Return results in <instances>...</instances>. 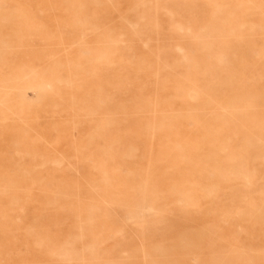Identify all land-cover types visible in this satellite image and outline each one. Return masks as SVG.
<instances>
[{"label": "rangeland", "instance_id": "1", "mask_svg": "<svg viewBox=\"0 0 264 264\" xmlns=\"http://www.w3.org/2000/svg\"><path fill=\"white\" fill-rule=\"evenodd\" d=\"M0 45V264H264V134L215 118L264 128V0H0Z\"/></svg>", "mask_w": 264, "mask_h": 264}, {"label": "bare ground", "instance_id": "2", "mask_svg": "<svg viewBox=\"0 0 264 264\" xmlns=\"http://www.w3.org/2000/svg\"><path fill=\"white\" fill-rule=\"evenodd\" d=\"M119 3V2H118ZM112 6V5H111ZM193 6V5H192ZM190 9V8H189ZM194 10V9H193ZM260 11V10H259ZM192 13H193V11H192ZM171 15V14H170ZM193 14H191V16H192ZM26 16V15H25ZM24 16V17H25ZM192 18V17H191ZM30 19V18H29ZM27 20V19H26ZM33 20V19H32ZM31 21V20H30ZM32 22V21H31ZM33 24V23H32ZM16 29V28H15ZM62 32V31H61ZM136 32V31H135ZM16 33V32H15ZM214 33H216V35H218V36H222V31H219V30H215V32ZM62 34V33H61ZM236 35V34H235ZM7 37H9V36H7ZM11 37V36H10ZM12 37H14V36H12ZM61 37H62V35H61ZM139 37V36H138ZM231 37V36H230ZM236 38H239L237 35H236ZM14 39V38H13ZM62 39V38H61ZM13 42V41H12ZM31 42V41H30ZM235 42H237V41H235ZM201 45H223V44H220V43H217V44H211V43H206V42H203V43H201ZM1 46V45H0ZM115 47V46H114ZM209 48H210V46H209ZM3 49V48H2ZM195 49V48H194ZM214 49V48H213ZM229 50V49H228ZM258 50V49H257ZM117 51V50H116ZM2 52L0 51V54H1ZM260 54H261V52H260ZM201 55V54H200ZM229 55H230V53H229ZM3 56V55H2ZM203 56V55H202ZM224 57H225V55H224ZM231 57V56H230ZM232 58V57H231ZM230 58V59H231ZM223 60V59H222ZM222 60H220V61H222ZM241 63H242V61H241ZM164 65V64H163ZM242 69V68H241ZM206 71H208V68H206L205 69ZM212 69H210V71H211ZM234 70V69H233ZM240 70V69H239ZM243 71V70H242ZM158 73V72H157ZM244 73V72H243ZM245 74V73H244ZM228 75V74H227ZM247 76V75H246ZM250 77V76H249ZM248 78V77H247ZM261 78V77H260ZM243 79H246L245 77L243 78ZM251 79V78H250ZM262 79V78H261ZM229 80H230V78H228V77H222L221 79H220V81L223 83V84H225V87L224 88H222L223 89V94H221L222 96H224V97H229L230 95H232V94H234L235 92H232V90H231V88H228V86H227V84H228V82H229ZM247 81H248V79H246ZM260 80V79H259ZM149 81H150V79H149ZM59 82V81H58ZM215 83H216V81H214ZM259 82H261V81H259ZM153 83H155V82H153ZM170 83V82H169ZM232 83V82H231ZM157 84V83H156ZM254 85V84H253ZM233 86V85H232ZM182 87V86H181ZM229 89V90H228ZM183 90V89H182ZM173 91V90H172ZM181 91V90H180ZM198 91V92H197ZM174 92V91H173ZM238 92V91H237ZM249 92V91H248ZM194 93V92H193ZM198 94V96L200 95L201 96V94H202V89H197L196 90V95ZM249 94V93H248ZM188 95H189V93H188ZM188 95H187V97H188ZM194 95V94H193ZM235 95H236V93H235ZM242 97V96H241ZM240 97V98H241ZM177 98V97H176ZM24 99V98H23ZM223 99V98H222ZM229 99V98H228ZM173 100V99H172ZM177 100V99H176ZM190 100H191V98H190ZM240 100V99H239ZM192 101H194V100H192ZM224 101V100H223ZM229 101H231V100H229ZM243 101V100H242ZM173 102H175V101H173ZM181 102V101H180ZM239 102V101H238ZM125 103V102H124ZM231 103H234V102H231ZM255 103V102H254ZM181 104H182V102H181ZM247 106L249 107V106H252V104H253V101L252 100H248L247 101ZM226 105V104H225ZM228 108H230V110H229V114H228V116H229V118L228 117H218V116H216L215 118L217 119V120H219L221 123H223L224 125H228L229 123H231V120H235V121H237L240 125H238V126H240V140L241 141H246L245 143H247L248 145H249V147H250V145H251V147L249 148L248 146L247 147H245V153L247 152V155H248V152H250L249 153V155L252 153H256L257 151L253 148V149H251L252 147H257L258 148V145L261 143V141L263 140V134H264V131H261V132H254L255 130H256V128H258V129H261V130H264V128H262L261 126H262V124H261V126H260V122H258V120L256 119V120H254V121H252V122H250V121H246V122H241V112L240 111H237V108H236V106H234L233 104H230L229 106H228ZM122 109V108H121ZM116 110V109H115ZM193 118H195L196 120H198V116L196 115V114H194V115H191ZM194 123V122H193ZM226 140V139H225ZM228 138H227V142H228ZM221 141V140H220ZM224 141V140H223ZM225 141V142H226ZM214 142H216V141H214ZM220 144H215V143H213L212 144V147H211V149H210V151H209V153H208V155L209 156H211V157H217V153L221 150V151H223V150H225L226 148H227V150L228 151H226L225 153V156H224V158H223V160H222V162H223V170H224V172L226 173V174H237V173H240V171H241V169H242V165H241V163H232V164H230V162H229V165H227L226 163H224V159L228 156V159H230L231 161H235V159H237V157H235V156H233V154H234V150H231V149H229L226 145H224L223 144V142H219ZM244 144V143H243ZM58 145V144H57ZM260 147V146H259ZM256 151V152H255ZM244 155V154H243ZM255 155V154H254ZM243 158H247V157H243ZM77 159V158H76ZM225 160H227V158L225 159ZM238 160V159H237ZM87 161V160H86ZM96 165V164H95ZM99 167V166H98ZM97 168V167H96ZM101 168V167H100ZM100 168H99V170H100ZM72 169H74V168H72ZM33 170V169H32ZM98 170V171H99ZM224 173V174H225ZM127 174V173H126ZM127 177V176H126ZM247 179V178H246ZM154 203V202H153ZM91 204V203H90ZM155 205V204H154ZM153 205V206H154ZM243 211V210H242ZM6 213V212H5ZM33 219V218H32ZM34 220V219H33ZM49 220V219H48ZM47 220V221H48ZM132 221V220H131ZM143 225V224H142ZM256 225V224H255ZM57 226V225H56ZM62 226V225H61ZM144 226V225H143ZM257 226V225H256ZM58 227V226H57ZM126 227V226H125ZM254 227V226H253ZM124 228V227H123ZM146 228V227H145ZM120 229H122L121 227H120ZM255 230V229H254ZM145 231V230H144ZM143 231V232H144ZM19 232V231H18ZM124 236H126V235H124ZM112 238V237H111ZM116 238V237H115ZM80 241V240H79ZM107 241H108V238H107ZM224 241H225V239H224ZM259 242V241H258ZM81 243V242H80ZM115 248V247H114ZM142 248V247H141ZM111 249H113V248H111ZM115 249H117V247L115 248ZM158 250V249H157ZM124 251V250H123ZM77 253V252H76ZM124 253V252H123ZM121 254V253H120ZM58 256H59V254H58ZM188 260V259H187Z\"/></svg>", "mask_w": 264, "mask_h": 264}]
</instances>
